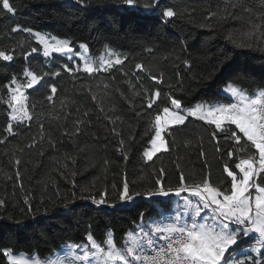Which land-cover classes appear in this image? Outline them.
Instances as JSON below:
<instances>
[{
  "label": "trees",
  "instance_id": "obj_1",
  "mask_svg": "<svg viewBox=\"0 0 264 264\" xmlns=\"http://www.w3.org/2000/svg\"><path fill=\"white\" fill-rule=\"evenodd\" d=\"M11 2L16 8L14 15L0 12V50L14 49L17 55L12 62L0 61V95L7 93L2 86L13 75L22 77L25 67L38 73L60 72V76H49L38 90H28L30 104L35 105L31 109L34 118L15 126V135L5 131L7 109L0 104V140L6 141L0 143V200L4 201L0 207V249L46 258L66 243H85L87 233L103 242L108 230H112L117 245H123L124 234L137 230V224L142 222L140 212L145 213L146 222L153 216V209L163 210L157 201H172V197H137L134 202L122 204L118 190L125 179L133 192L154 184L161 168L172 185L178 182L181 171L189 182L209 173L214 183L223 179L231 143L223 137L218 142L212 140L206 126L192 118L166 134L169 151L145 163L142 152L149 146L152 134L149 114L170 103L165 94L192 106L199 101L231 102L222 92L229 81L250 94L264 88V51L256 47L258 43L264 47V20L259 19L264 15V5L260 0H241V6L228 7L221 20L208 17L224 8L225 0H161L156 9H145L147 0H139L138 6L131 8L119 0H85L90 4L87 8L75 0ZM165 7H172L178 15L164 20ZM250 19L262 29L249 41L244 33L250 30ZM204 23L213 27H200ZM17 25L67 38L74 46L87 43L94 57L102 54L107 45L127 56L122 66L127 76L113 70L96 78L81 73L76 80L63 71L65 63L71 64L64 57L54 55L46 60L34 53L25 60L19 53L40 45L29 33L13 32ZM230 34L237 43L250 42L253 47H236L226 39ZM185 60L189 62L187 66ZM136 63H142L157 77L162 73V83L135 70ZM53 83L58 89L54 102L59 119L48 115L51 105L45 99ZM82 84L90 85L91 91ZM144 89L161 92L152 109L146 107ZM62 99L66 105L63 109ZM77 120L83 121L79 133ZM33 138L35 145L28 147ZM121 140L122 151L118 150ZM217 146L222 152L216 151ZM104 191L115 207H97L80 199L64 207L65 200H72L74 194L79 197L91 193L99 199V193ZM0 264H7L2 253Z\"/></svg>",
  "mask_w": 264,
  "mask_h": 264
},
{
  "label": "snow or ice",
  "instance_id": "obj_2",
  "mask_svg": "<svg viewBox=\"0 0 264 264\" xmlns=\"http://www.w3.org/2000/svg\"><path fill=\"white\" fill-rule=\"evenodd\" d=\"M119 2L130 8L139 4V0ZM75 3L85 8L90 6L85 0H75ZM260 3L264 5V0H260ZM160 4L161 0H147L143 7L156 9ZM239 6L241 0H225V7L210 13L208 19H224L228 7ZM0 12L14 15L16 8L11 0H0ZM177 15L172 7H165L162 11L164 20ZM259 19L264 20V15ZM248 23L250 30L244 35L250 41L256 38V32H260L262 26L251 19ZM200 27L213 25L204 23ZM12 31L29 33L40 45L39 48L31 47L30 51H21L19 55L25 60L34 53L42 55L46 60H51L54 54L65 57L71 64L65 63L62 66L63 71L76 80L80 79L81 73L96 78L100 73L110 74L113 70H119L127 76L122 68L127 56L107 45L102 54L94 57L90 54L89 45L84 42L75 47L73 41L67 38L34 32L19 25L13 27ZM226 39L236 47H253L250 42L237 43L231 34ZM256 47L264 51V47L259 43ZM16 55L14 49L0 50V61L12 62ZM183 63L187 66L189 62L185 60ZM135 70L145 72L148 78L157 84L162 83L163 74L161 73L159 77L153 75L142 63H136ZM49 76L55 79L60 76V72L38 73L30 67H25L22 78L13 75L11 80L2 86L7 89L6 95H0V104L5 105L7 109L8 124L5 131L9 136L15 135V126L33 120L34 113L31 109L35 105L30 104L28 90H38ZM129 84L130 87H134L131 81ZM49 87L51 94L45 97L51 105L48 115L59 119V113H55L54 102L58 89L54 83ZM81 87L91 91L90 85L82 84ZM104 87L108 88L109 85L105 83ZM117 91L122 98H126L120 89ZM223 93L231 102L199 101L192 106H185L180 98L165 94L170 103L149 114V131L152 134L148 141L149 146L142 152L145 163L153 161L158 154L169 151L166 134L170 135L175 126L185 125L189 118L200 121L206 126V130H209L212 140L218 142L223 137L232 145L226 153L231 163L228 161L224 163L223 179L218 183L212 181L210 173L199 180L189 182L181 171L178 182L172 185L167 182L166 173L161 168L156 174L154 184L143 191L133 192L125 179L118 190L119 202L122 204L134 202L137 197L150 200L174 196L176 200L157 201L163 210L153 209V216L146 222L145 213L140 212L142 222L137 224L138 230L126 232L123 236V245H117L112 230L105 233L103 242L97 241L92 233H87L85 245L76 243L65 245L66 250L62 255L50 254L49 258H40L38 255L32 258L23 253L14 254L11 249H0L7 264H264V88L250 94L229 81L224 86ZM144 95L146 107L152 109L161 92L159 90L149 92L144 89ZM92 99L96 101L95 93L92 94ZM64 107L66 105L62 99L60 108ZM84 115L87 116L88 113L85 112ZM75 123L76 132L79 133L83 121L77 120ZM116 135L120 133L117 132ZM5 142L0 140V143ZM123 144L121 140V148L118 150H123ZM34 145L33 138V143L27 146ZM216 151L222 152L219 146ZM15 163L19 165L20 160L16 159ZM16 176L17 179L20 178L19 171ZM81 191L87 192V189ZM75 199L91 201L97 207L102 205L115 207V204L108 202L106 191L99 193V199L91 193L79 197L74 194L72 200H65L64 207L67 208ZM3 205L4 201L0 200V207Z\"/></svg>",
  "mask_w": 264,
  "mask_h": 264
},
{
  "label": "rangeland",
  "instance_id": "obj_3",
  "mask_svg": "<svg viewBox=\"0 0 264 264\" xmlns=\"http://www.w3.org/2000/svg\"><path fill=\"white\" fill-rule=\"evenodd\" d=\"M34 32H36V31H34ZM44 34V33H43ZM46 35H49V34H47V33H45ZM31 36V35H30ZM49 36H51V35H49ZM33 37V36H32ZM34 39H35V37H34ZM36 40V39H35ZM75 47H78V44L75 46ZM54 55H57V54H54ZM59 56V55H58ZM65 58V57H64ZM68 61V60H67ZM70 63H71V61H69ZM22 78V77H21ZM224 88V87H223ZM223 88H222V92H223ZM176 200V198L173 196L172 197V201H175ZM138 230V229H137ZM66 244H69V243H66ZM86 244V242L85 243H82V246L83 245H85ZM62 247H64V246H62ZM61 247V248H62ZM60 250V248L58 249V251ZM13 252V251H12ZM14 254H17V255H19V254H21L22 252H13ZM63 253V252H62ZM23 254H25V256H27V257H32V258H35V256H36V254H27V253H25V252H23ZM54 254V253H53ZM62 255V254H61ZM47 258V257H46Z\"/></svg>",
  "mask_w": 264,
  "mask_h": 264
},
{
  "label": "crops",
  "instance_id": "obj_4",
  "mask_svg": "<svg viewBox=\"0 0 264 264\" xmlns=\"http://www.w3.org/2000/svg\"><path fill=\"white\" fill-rule=\"evenodd\" d=\"M69 244H71V243H69ZM66 245H68V244H66ZM79 245H82V243H80ZM65 250H66L65 247H62V248H60L59 251H56L54 254H52V256L57 255V254H63L62 252H64ZM81 251H82V249H81ZM77 254H79V253H77ZM49 257H47V258H49Z\"/></svg>",
  "mask_w": 264,
  "mask_h": 264
}]
</instances>
